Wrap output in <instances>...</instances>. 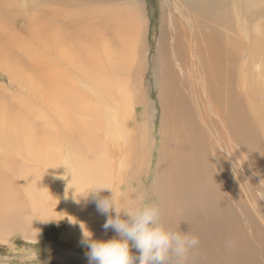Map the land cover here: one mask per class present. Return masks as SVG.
<instances>
[{
	"label": "bare ground",
	"instance_id": "1",
	"mask_svg": "<svg viewBox=\"0 0 264 264\" xmlns=\"http://www.w3.org/2000/svg\"><path fill=\"white\" fill-rule=\"evenodd\" d=\"M47 2L6 0L15 15L37 11L21 18L28 29L16 35L10 31L5 39L16 61L0 59L1 72L19 89L10 95L14 101L9 105L15 107L10 112L0 91V245L16 234L39 242L45 226L63 220L80 242L83 230L95 239L113 238L117 234L103 229L107 217L96 210L89 190L111 186L122 205L144 200V190L135 183L152 168L148 194L157 200L161 223L176 232L190 231L199 240L187 264H261L264 232L246 237L240 217L253 231L250 209L264 225L260 205L252 204L246 189L248 176L264 179V0L163 3L161 27L167 29L154 69L159 141L149 139L147 131L152 105L143 83L149 64L144 0H52L53 17ZM59 17L65 18L64 25L58 24ZM191 64L198 72L193 93L212 112L219 138H209L215 133L189 122L187 97L175 90L177 75L185 78ZM140 109L142 121L137 122ZM157 142L160 158L151 167ZM229 178L233 184L228 189ZM237 189L247 194L250 208ZM167 192L174 202L166 218ZM56 260L89 264L76 250Z\"/></svg>",
	"mask_w": 264,
	"mask_h": 264
},
{
	"label": "rangeland",
	"instance_id": "2",
	"mask_svg": "<svg viewBox=\"0 0 264 264\" xmlns=\"http://www.w3.org/2000/svg\"><path fill=\"white\" fill-rule=\"evenodd\" d=\"M47 1H48L47 2V10H48L49 14H51L50 16L53 17L54 11H53L52 7L48 6V5L52 4V0H47ZM80 1H82V0H80ZM88 1L90 2L91 0H83V2H85L86 4L89 3ZM131 1H134V0H131ZM0 2L2 3V4L0 3L2 5V6H0V18H1L0 20L2 21L0 23V26H1V24H4V27H5L3 29L0 28V59L4 57V58H7L9 60V56L11 58H13L14 55H16V54L14 53V51L10 47H8L10 43L7 42L5 39H8V40L10 39V37H11L10 35H12L11 32H13V34H15L16 31H22L24 28L28 29V27H29L28 23H24V21H22L21 18L25 19V16H26V15H24L25 13H27V12H29V13L34 12L35 13L37 11V9L33 10V12L32 11H26L22 14L15 15L13 12L14 11L13 7L9 5L10 6V8H9V6H8L9 2H7L8 4L6 3V0H0ZM170 2L172 3V0H144V2H143L144 3V5H143V11L144 12L143 13L145 16V20L148 23L147 26H149L148 36H147L148 42L146 43V48L148 50L147 60H148L149 64H147L148 70L144 74L143 83H145L144 86L147 88L148 100L152 105V106H149L148 111H147V115H148L147 122L149 123V127L147 128V131L149 132V135H150L149 139L153 138V140H154V138H155L157 141H159V137H160L159 135L161 134L160 133L161 111L158 109V107H159L158 106L159 88H158V82L156 80V76H157L156 74L157 73L154 69H155V66L157 64V63H155L157 60L156 55L159 53V48H160L159 44L161 41V37L163 35L164 28L167 29L166 26H164V28L161 27V24L163 26V23H162L163 18L162 17H164V13H163L164 11L162 10V5H163V3L166 4V3H170ZM5 3L7 4L8 9H12V11L8 10V9H7L8 11L6 10V7H5L6 4ZM172 5H174V3H172ZM172 10L176 11L175 8ZM173 11H172V13H173ZM3 12H5L7 15ZM3 14H5L4 17H3ZM86 16L87 15H85V16L83 15V17H86ZM160 16H161V18H160ZM74 17L75 18H71L70 21H73V20L75 21L78 16L75 15ZM11 19H13V20H11ZM59 19H60V21H58V24L64 25V23H65L64 19L65 18L59 17ZM5 20H6V22H3ZM5 24H9V25H5ZM8 26L9 27L13 26V27L9 28ZM3 30H5V31L7 30L9 32V34L6 33V37L3 35V32L5 34V31H3ZM7 35L9 36V38ZM14 45H15V43H14ZM16 59L17 58L15 57L9 62L12 64L16 61ZM0 64H1V61H0ZM190 66L192 68L191 69L192 72H191V70H189L187 72V76H185V78H183V79H182L183 76H181L182 74H179L178 72H172L174 75L179 74L176 77L177 82L175 85V90H176V92H178L179 88H180V91L183 90L186 97H187V105H188L189 114H190L189 122H193V123L196 122L199 125L204 126L207 130L205 133H209L210 130L213 133H215L213 135L211 133H209V135H210L209 138L213 139V136L216 138H219L218 136L220 135V133H218L217 131L215 132L216 125H215L214 120H212L214 118L212 116V112H210L208 110V108H206L207 105L205 107V103L203 101H201L200 95H198L199 93L197 92L195 95L193 93V89L198 88V84H197L198 78L196 77L198 75V72L196 71V68L194 66H192V64ZM185 74H186V72L183 75H185ZM8 78L9 77L6 74H4L3 72H1V70H0V91L2 93L4 90V94L6 95V98H5V101L3 103H6L5 104V105H7L6 110L8 112H10L13 108H15L13 105H9L10 102L14 101L13 98H10V95L13 96L14 94H16V92L19 89L17 88V86L15 87V84L10 83V80ZM181 82L183 83V86H185V88H183V89H182ZM194 86H195V88H194ZM7 90H9V92ZM197 91H198V89H197ZM189 92H191V93H189ZM191 95H193V96L191 97ZM12 99H13V101H12ZM6 100H7V102H6ZM153 103H156V105L153 106ZM197 104L200 106L198 107ZM10 106H13V107H10ZM155 107H156V110H155ZM138 115L139 116L136 118V121L140 122V121H142V117H141L142 109H140L138 111ZM209 117L213 123L210 121V119H208ZM204 120H206V121H204ZM198 124H196V125L198 126ZM200 130H201V128H200ZM158 146L159 145L157 142L156 147H153L152 155L154 156V159H153V162L151 161V165H150L151 167L152 166L154 167L153 164L157 161L158 158H160L159 157L160 153L158 152ZM166 147H168V146H166ZM167 156L169 157V155H167ZM167 156L165 157L166 159H168ZM155 158H156V160H155ZM222 160H225V159L223 158ZM225 162H226V160H225ZM161 165H162V163H161ZM163 165H164V163H163ZM151 170H152V168H150V174L149 175L146 176L143 174L140 176L142 181H141V183L136 182L135 187L136 188L139 187V188L144 190V192H145V194H144V200L145 201L144 202L145 203H151L154 205L157 202V200L149 197V194H148L149 192H151V190H153L154 180L152 177L153 172L151 173ZM225 170H229L226 165H225ZM225 173H227V172H225ZM248 177L249 178L246 180V183L249 185L246 187L247 193L249 194L248 197H249V199H251V202L253 201L252 204L254 206L257 207V204L260 205L261 211L263 212L262 219L264 220V179H260L257 175H251ZM261 180H263V182ZM232 181H233L232 178L226 179L225 184H226V187L228 189L232 186V184H233ZM227 184H228V186H227ZM228 189L224 190V194L228 198L229 208L233 209L235 205H234L233 200H231L230 197H228V194H229L227 192ZM237 191H238V189H237ZM237 194H239L238 195L239 198L245 202V206H248V208H250V206L247 205V203H249V202H247L248 198H247V201H245V199H244V196L246 197L247 194H245V193L243 194L242 190H239L237 192ZM175 198H176V195H174V199ZM187 198H190V197H187ZM172 201L174 202L173 198L171 199L170 194H168V192H167L165 195V202L163 204L164 216L166 214V218L168 216L170 217V214H171L170 213V205H171V203H173ZM175 205H176V203H175ZM249 214H250V217H249L250 221L254 225H256V226H254L256 228H254L252 225V227H253V231H252L251 227H249V225L245 224L246 222H244V218L240 217L241 226H242V229L244 231L243 232L244 235L246 237H248V236L256 237L259 235H263L264 225L262 227V225L258 221V218H256V215L254 217V215H252V210H250V209H249ZM204 218L206 219V216ZM69 229H70L69 225H67V223L64 220L61 222H53L51 225H47V226H45L44 229L41 230V233L39 235V237H40L39 242H37V241L31 242V241L27 240L24 236H22L20 234H16V236H14L11 239L13 242L10 240L9 244L7 243L4 246L0 245V264H55V263L58 264L56 258L59 254L61 255L63 252L65 253L66 251H74V250H76V252H80V254H82V260L88 262V260H86L87 259L86 258V252L88 251V249L86 247H84L83 244H81L82 242L79 241L78 236L75 237V234H72V233L69 234L68 233ZM105 237H106V238H104L105 240L110 239V236H108V235H105ZM132 251L134 254H136V250L134 248ZM259 254H260V250H259ZM263 256H264V254L262 253V250H261V257L263 258ZM260 263L264 264V261L262 260ZM68 264H75V262L73 260L72 261L69 260Z\"/></svg>",
	"mask_w": 264,
	"mask_h": 264
},
{
	"label": "clouds",
	"instance_id": "3",
	"mask_svg": "<svg viewBox=\"0 0 264 264\" xmlns=\"http://www.w3.org/2000/svg\"><path fill=\"white\" fill-rule=\"evenodd\" d=\"M105 191L110 195L101 196ZM89 193L94 197L96 210L107 217L103 229L117 234L107 240L95 239L90 231L83 230L82 244L88 249L89 264H170L173 257L175 264H187L188 253L199 245L190 231L165 228L158 208L145 203L143 197L122 205L115 190L105 184L94 186Z\"/></svg>",
	"mask_w": 264,
	"mask_h": 264
},
{
	"label": "crops",
	"instance_id": "4",
	"mask_svg": "<svg viewBox=\"0 0 264 264\" xmlns=\"http://www.w3.org/2000/svg\"><path fill=\"white\" fill-rule=\"evenodd\" d=\"M44 228H45V227H44ZM44 228H43V229H44Z\"/></svg>",
	"mask_w": 264,
	"mask_h": 264
}]
</instances>
